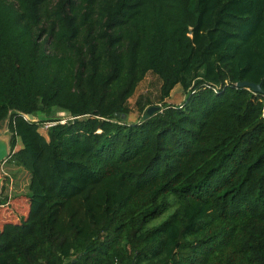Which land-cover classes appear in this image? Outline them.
Segmentation results:
<instances>
[{
	"label": "trees",
	"instance_id": "obj_1",
	"mask_svg": "<svg viewBox=\"0 0 264 264\" xmlns=\"http://www.w3.org/2000/svg\"><path fill=\"white\" fill-rule=\"evenodd\" d=\"M6 122L31 178L0 264H264V0H0Z\"/></svg>",
	"mask_w": 264,
	"mask_h": 264
},
{
	"label": "rangeland",
	"instance_id": "obj_2",
	"mask_svg": "<svg viewBox=\"0 0 264 264\" xmlns=\"http://www.w3.org/2000/svg\"><path fill=\"white\" fill-rule=\"evenodd\" d=\"M140 96H145L149 98L153 103H157L160 96V80L153 74H149L146 79L139 85L136 94L130 99L129 105L131 107V116L128 120L129 123L138 121L141 114L137 110L136 101ZM180 91H175L173 96L170 97L169 101L174 104H178L179 102L182 103V98L184 97ZM157 106V105H155ZM57 118L65 119L64 114L57 115ZM54 117H56L54 115ZM48 117L46 115H38L36 117V121L43 119L47 120ZM45 136H47V132L42 130L41 132ZM0 140L6 142L9 147L10 151V144H11V133L5 124L2 127V131H0ZM21 148V141L18 140V146L16 150ZM10 157L7 161L0 165L1 168V178H4L3 185H4V192L3 195L7 197H11L10 201L13 199L12 204L8 206V210L4 209L2 211V216L8 220H14L21 214H24L27 206L26 196L29 193V184H30V174L23 168L18 167L14 163H11ZM7 206V205H6ZM170 213L164 214L162 217L157 219L155 222L151 224V226L159 225L164 220L168 218Z\"/></svg>",
	"mask_w": 264,
	"mask_h": 264
},
{
	"label": "water",
	"instance_id": "obj_3",
	"mask_svg": "<svg viewBox=\"0 0 264 264\" xmlns=\"http://www.w3.org/2000/svg\"><path fill=\"white\" fill-rule=\"evenodd\" d=\"M238 88H247L249 90H252L255 94H260L262 93V86L261 84H255V83H251V82H239L237 84ZM161 111V106L157 105V106H152L150 108H148L146 114L143 116V120H147L148 118L152 117L153 115H155L157 112ZM117 118H121L123 121H127L128 117L127 115H120L117 114L116 115ZM28 120L30 121H36V117L34 115H28L27 116ZM7 124L8 127V123H4L2 125V127ZM2 127L0 128V131H2ZM10 132V131H9ZM10 157V151H9V147L8 144L2 140H0V165L4 162L7 161V159ZM3 181L4 178H1V172H0V200L3 198L2 194H3Z\"/></svg>",
	"mask_w": 264,
	"mask_h": 264
},
{
	"label": "built area",
	"instance_id": "obj_4",
	"mask_svg": "<svg viewBox=\"0 0 264 264\" xmlns=\"http://www.w3.org/2000/svg\"><path fill=\"white\" fill-rule=\"evenodd\" d=\"M26 118H27V116H26ZM27 119H28V118H27ZM73 119H74V118H70V117H68V116H65V119H63L61 122H62V123H66L68 120L70 121V120H73ZM54 125H56V123H53V122L46 123V124L43 125L42 130L48 132V130H49L51 127H53ZM4 163H5V162H4ZM4 163H3V164H4ZM0 172H1V168H0ZM8 198L11 199V197H8Z\"/></svg>",
	"mask_w": 264,
	"mask_h": 264
},
{
	"label": "crops",
	"instance_id": "obj_5",
	"mask_svg": "<svg viewBox=\"0 0 264 264\" xmlns=\"http://www.w3.org/2000/svg\"><path fill=\"white\" fill-rule=\"evenodd\" d=\"M146 79V78H145ZM175 91H180L181 92V94L183 95V89H182V87L180 86V85H178L174 90H173V92H172V94H171V97L173 96V94H174V92ZM137 92V91H136ZM184 99H185V96L182 98V102L184 101ZM170 99H168L166 102L167 103H169V104H174V103H171V101H169ZM179 104H181V102H179L178 104H175V105H179Z\"/></svg>",
	"mask_w": 264,
	"mask_h": 264
}]
</instances>
